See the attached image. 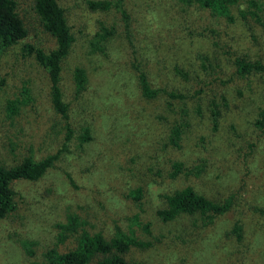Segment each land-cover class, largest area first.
I'll return each instance as SVG.
<instances>
[{
    "label": "rangeland",
    "instance_id": "374dc122",
    "mask_svg": "<svg viewBox=\"0 0 264 264\" xmlns=\"http://www.w3.org/2000/svg\"><path fill=\"white\" fill-rule=\"evenodd\" d=\"M15 1L27 35L0 50V158L7 165L55 159L38 180L11 182L16 209L0 220V264H44L49 251L73 247L81 228L146 242L129 248L132 263L264 264V124L256 122L264 72L242 75L236 65L240 57L264 64V0H256L263 23L247 24L238 15L247 0L232 8L233 23L187 0H107L108 10L91 9V0H57L73 35L59 80L67 118L53 107L46 69L24 49L48 52L56 40L33 0ZM76 67L86 75L79 95ZM140 72L160 89L157 97L142 95ZM214 105L221 110L216 129ZM182 108L189 127L175 147L168 138ZM86 127L91 140L81 143ZM177 161L203 169L172 177ZM186 185L232 205L211 222L188 215L162 221L163 195Z\"/></svg>",
    "mask_w": 264,
    "mask_h": 264
},
{
    "label": "trees",
    "instance_id": "16d2710c",
    "mask_svg": "<svg viewBox=\"0 0 264 264\" xmlns=\"http://www.w3.org/2000/svg\"><path fill=\"white\" fill-rule=\"evenodd\" d=\"M119 2L122 0H118ZM189 3L198 4L202 8L208 9L213 15L223 17L229 23L236 20L232 13L233 7H239L240 0H187ZM246 8H238V15L247 24L249 18H253L258 23H263V16L260 15V2L256 0H247ZM91 9L108 10L111 4L107 0H91L88 2ZM121 7V5H119ZM15 0H0V50L18 43L26 37L27 29L23 20L16 10ZM33 9L37 15L43 29L56 40V48L45 52L41 48L31 44L24 46L27 54L34 56L36 61L46 69L51 85V101L54 109L63 117L67 118V105L62 100V92L59 87L61 63L69 53L73 35L71 34L64 9L57 0H33ZM105 35L112 31L104 28ZM98 37L100 34H97ZM102 36V35H101ZM103 37V36H102ZM101 37V38H102ZM103 39V38H102ZM238 70L242 75L249 74L251 71L256 73L264 72V64L258 61H248L244 57L236 60ZM178 71V70H177ZM179 72V71H178ZM75 89L79 95L85 88L86 75L85 70L76 67L73 73ZM139 84L142 95L146 98H155L159 95L160 89H153L144 72L139 74ZM170 97L185 99L182 93L169 92ZM17 100H10L7 106L11 114L17 113ZM196 112L200 113V106H196ZM213 129L217 127V121L221 115V110L217 105L211 109ZM256 122L259 125L264 124V107L258 113ZM188 112L186 108L180 110V118L176 120L169 134V144L175 147L180 146V139L187 127H189ZM81 143L91 140L89 128H84L80 138ZM55 156H47L39 161H34L30 157H24L19 163L13 165L5 164L0 158V220L16 209L14 200V191L11 188V182L18 179L36 181L52 166ZM203 166H194L190 169H184L181 162L173 163L171 176L179 173L185 175L193 174L199 176ZM142 191L140 187L133 189L131 195L134 200H139ZM231 199L221 201L208 197L202 192L196 190L193 186L186 185L183 188L176 189L171 193L163 195L164 205L157 210L158 217L164 221H173L181 216H199L203 220L211 222L214 217L224 214L232 205ZM68 225L71 231L77 219L73 216L68 218ZM233 231L241 237V226L235 224ZM75 244L65 252L53 249L47 253V259L44 264H140L127 261L125 254L131 246L144 247L146 242H142L134 236H128L118 232L114 236L106 239L102 233H90L85 228L77 232ZM66 236H64V239Z\"/></svg>",
    "mask_w": 264,
    "mask_h": 264
}]
</instances>
